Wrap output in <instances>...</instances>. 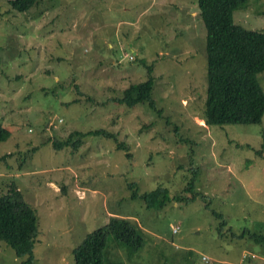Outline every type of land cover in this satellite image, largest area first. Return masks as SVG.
I'll list each match as a JSON object with an SVG mask.
<instances>
[{"label":"rangeland","instance_id":"obj_1","mask_svg":"<svg viewBox=\"0 0 264 264\" xmlns=\"http://www.w3.org/2000/svg\"><path fill=\"white\" fill-rule=\"evenodd\" d=\"M9 1L0 0V121L12 133L0 142V196L15 184L36 212L32 264H75L72 250L110 217L139 226L146 245L136 253L108 237L103 264H264V122L206 124L197 0H39L25 13ZM233 17L264 33V0ZM147 65L156 109L115 103ZM258 80L264 90V71ZM94 129L113 137L53 145ZM192 171L197 198L186 204ZM157 187L170 197L160 210L131 199ZM26 260L0 241V264Z\"/></svg>","mask_w":264,"mask_h":264},{"label":"trees","instance_id":"obj_2","mask_svg":"<svg viewBox=\"0 0 264 264\" xmlns=\"http://www.w3.org/2000/svg\"><path fill=\"white\" fill-rule=\"evenodd\" d=\"M38 1L10 0L9 4L13 10L25 13ZM246 2L247 0H197L206 29L208 87L204 119L207 125L254 124L260 123L264 116V90L258 80V74L264 71V33L235 24L233 17L235 10L244 7ZM146 67L147 79L129 84L123 90V96L114 99L115 103L128 108L147 103L150 108L156 109L152 94L155 85L151 75L153 70L150 65ZM11 133L0 121V142L6 141ZM73 134L77 135L75 139ZM86 134L113 137L105 129L73 131L66 139L53 141V145L56 149L69 144L76 147L79 136ZM117 145L124 147L123 143ZM196 179L192 171L183 190L184 193H190L189 197L183 199L186 204L197 198L194 191ZM128 185L132 190L134 183ZM131 199H140L149 210H160L170 201L165 187H157L155 191L142 195L133 190ZM214 215L220 219L223 217L216 212ZM135 225L125 218L110 217L108 224L92 231L72 250L74 263L103 264L108 237H113L133 252L141 251L146 240L141 235L142 229ZM225 225V221H222V226ZM37 233L36 212L24 201V195L18 186L13 184L9 194L0 196V241L10 246L19 258L27 257L24 264H32ZM255 238L258 242H264L262 236Z\"/></svg>","mask_w":264,"mask_h":264},{"label":"crops","instance_id":"obj_3","mask_svg":"<svg viewBox=\"0 0 264 264\" xmlns=\"http://www.w3.org/2000/svg\"><path fill=\"white\" fill-rule=\"evenodd\" d=\"M128 44H129L130 47H133L131 42H129ZM108 46H109L110 48H112V47H111V46H112L111 44H108ZM263 122H264V117L262 118V121H261L260 123H263ZM261 126H262V128H261V133H262V136H264V125H261ZM256 133H257V134L260 133V130H258ZM261 141H262V145H264V139H263V138H262ZM257 143H258V142H257ZM244 145H245V144H244Z\"/></svg>","mask_w":264,"mask_h":264},{"label":"built area","instance_id":"obj_4","mask_svg":"<svg viewBox=\"0 0 264 264\" xmlns=\"http://www.w3.org/2000/svg\"><path fill=\"white\" fill-rule=\"evenodd\" d=\"M130 59H132V56L130 57ZM176 231H177V228H174L173 232H176ZM248 257H250L249 259H253L254 255H249V256L245 257V259H248Z\"/></svg>","mask_w":264,"mask_h":264}]
</instances>
